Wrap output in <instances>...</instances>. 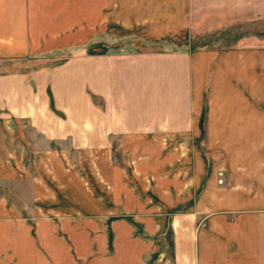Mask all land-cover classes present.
<instances>
[{
	"label": "rangeland",
	"instance_id": "1",
	"mask_svg": "<svg viewBox=\"0 0 264 264\" xmlns=\"http://www.w3.org/2000/svg\"><path fill=\"white\" fill-rule=\"evenodd\" d=\"M32 2L26 22L4 23L0 35L3 50L15 45L23 52L0 54V87L19 78L15 95L29 99L25 109H0V202L17 207L19 222L31 227L36 264H49V257L51 264H171L177 236L187 237L192 222L196 234L206 227L204 200L194 189L208 186L198 183L207 177L200 174L204 160L223 159V136L122 131L115 114H128L129 104L113 87L111 101L93 90V59L103 49L123 63L135 34L118 20L92 22L91 0ZM181 8L189 29L163 24L149 33L187 34L196 51L223 49L224 63L244 64L232 78L251 80V49L264 47V0H188ZM238 92L226 97L240 99ZM244 93L249 102L235 106L249 111ZM218 100L204 102L205 121L225 106ZM95 113L101 115L93 124ZM97 125L104 133H93ZM216 171L213 185L221 187L223 169Z\"/></svg>",
	"mask_w": 264,
	"mask_h": 264
},
{
	"label": "crops",
	"instance_id": "2",
	"mask_svg": "<svg viewBox=\"0 0 264 264\" xmlns=\"http://www.w3.org/2000/svg\"><path fill=\"white\" fill-rule=\"evenodd\" d=\"M172 3L169 5L165 0H91L92 17L95 16L92 22L101 21V18L108 23L118 20L123 29L128 27L138 40L131 42L127 53L122 54L123 63L118 64L112 51L98 50L91 74L93 90L111 101L113 87L118 97H123L122 103L129 104V109L124 104L128 114L123 117L118 112L115 114L118 122L125 124L122 131L223 136V145L217 148L223 150L220 163L206 159L204 167L197 164L204 168L200 174L207 176L198 183L206 182L208 186L200 192L199 188L194 189L199 193L198 198L204 200L203 213L208 216L206 227L196 234L192 222L187 227V237L177 236L171 264H264V47L251 49V80H238L239 76L233 79L230 72L242 73L244 64L224 63L223 49L196 51L190 48L191 36L187 34L178 37L149 33L152 26L159 25L157 27L162 29L163 24L183 23L185 25L180 24L175 29L187 30V23L180 16L185 15V8L181 7H187L188 0ZM31 6H36L31 0H0V35H3L4 23L26 22L23 16ZM117 10H122L120 18ZM115 39V35L109 38L112 43ZM2 41L0 36V54L23 53L15 45L3 50ZM114 50L119 48L115 46ZM104 55L108 56L106 65L100 60L105 59ZM82 66L79 71L85 70ZM2 82L0 109L4 106L11 110L25 109L29 99L23 96L21 101L15 95L22 85L19 78ZM244 84L250 88V93L242 88ZM238 91L243 95L238 97L240 99L226 97L229 92L237 96ZM245 91L250 95L249 111L235 106L242 103ZM215 98L225 106L215 112V116L207 114L205 121L204 102H217ZM98 115L93 114V124L101 114ZM97 130L93 133L103 132L99 125ZM210 150L206 143L204 151ZM2 165L1 160V168ZM217 169H223L221 187L213 185ZM207 204L209 208L205 207ZM19 214L17 207L0 202V264H36L31 227L19 222ZM47 262L51 264L50 257Z\"/></svg>",
	"mask_w": 264,
	"mask_h": 264
}]
</instances>
